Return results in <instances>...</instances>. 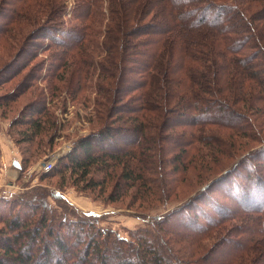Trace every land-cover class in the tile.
Returning a JSON list of instances; mask_svg holds the SVG:
<instances>
[{
    "label": "trees",
    "instance_id": "16d2710c",
    "mask_svg": "<svg viewBox=\"0 0 264 264\" xmlns=\"http://www.w3.org/2000/svg\"><path fill=\"white\" fill-rule=\"evenodd\" d=\"M134 4L0 0V45L20 42L0 72L17 76L14 57L39 38L36 47L49 52L24 88L49 62L46 76L67 73L72 99L89 90L95 97L83 102L92 99L94 116L107 111L98 130L79 136L41 176L67 174L101 191L112 183L110 201L130 194L162 205L167 173L176 186L188 172L200 182L127 238L59 195L50 205L39 188L2 197L0 264H264V0H167L175 18L159 19L158 35ZM42 105L20 119L27 142L43 128ZM243 168L252 174L241 176ZM214 190L223 199H212Z\"/></svg>",
    "mask_w": 264,
    "mask_h": 264
},
{
    "label": "rangeland",
    "instance_id": "374dc122",
    "mask_svg": "<svg viewBox=\"0 0 264 264\" xmlns=\"http://www.w3.org/2000/svg\"><path fill=\"white\" fill-rule=\"evenodd\" d=\"M71 1L66 0L68 6L71 4ZM129 1L135 3L133 8L139 9L140 13L146 9L144 21H154V34L158 35L160 33L157 26L159 19L165 20L169 16L172 19L175 18L174 13L171 14L166 11L167 0ZM184 5L192 6L190 2ZM101 38L102 35L100 36ZM38 39L31 38L28 40L24 48L25 53H22L20 56L17 54L14 57L15 59L11 64V68L19 66L20 73L17 76L9 78L6 77V72H0V101L1 99H3L1 102L6 101L4 95L15 93L13 96L15 100H12L8 105H0V198L22 193L30 188H39L46 193L47 201L50 205L56 206L57 202L54 195H59L78 213H86V215L95 218L99 227L110 228L122 237L127 238L129 237L128 233L130 231L137 227L147 225V222L154 216L162 214L167 209L178 205L179 201L185 198L188 195L187 193L194 189L200 180L196 178L195 172H188L186 180L179 183V186H176L170 173H167L168 188L165 197L169 202L162 205L157 202H150L147 199H142L144 200L142 202H132L130 201V194L121 196L118 200L110 201L105 197L112 183L105 188V191H101L98 187H95V189L86 188L77 178H69L67 174H64L63 177L61 173L57 174V172H54L41 176L43 172L41 167L47 160L55 162L57 158L69 151L73 142L79 136L86 135L90 131L95 132L98 130L107 111L101 109V113L99 114V116L101 115L100 118H98V115L94 116L95 108L92 99L87 100L85 103L83 102L85 94L95 97V94L89 90H82L83 92L77 98L72 99L71 95L73 93L70 90L71 85L68 83L67 73L64 72L65 74L62 78L55 77L52 79L53 76H46L49 73V62L44 64L43 70L35 79V84L32 83L33 86L30 89L24 88L25 85H31L29 84L31 83L30 77L33 73H37L34 70L27 75L31 67L38 62L39 58L47 57L49 52L48 50H41L44 46H41L40 49L36 47L35 44ZM15 43L13 47L17 48L20 42L15 41ZM10 48L9 44L3 45L0 48V64L2 62L4 63L10 57V53L14 49L10 50ZM40 52L42 54H39ZM33 54H36V57H33ZM24 60L25 62L22 64ZM135 63L132 62L130 64L134 67L133 64ZM127 73H129L128 75L134 76L131 72L127 71ZM53 83H55V88H51L50 84ZM28 103L30 104L27 105ZM42 103V106H45L47 112V115L42 118L44 120L41 128H43L36 134L32 141L27 142L23 140L21 135V133H25L22 132L26 129L25 119H20L24 115L30 114L32 106H41ZM177 125L180 124L177 123ZM174 130L177 131L179 128L176 127ZM209 130L211 128L206 127L205 131ZM237 142L238 140L236 144ZM238 143L239 145L237 144V146H239V149L241 145L244 146L241 144L244 143L242 139ZM93 150L96 151L97 146L94 145ZM22 157L26 159L24 163ZM221 158L223 160L227 159L224 156H221ZM260 158L261 156H259ZM262 159L264 160V158ZM14 161L22 162V170L14 164ZM246 171L249 174L253 172L250 169L245 170L243 168V170H240L241 176H244L243 174ZM97 174L98 172L92 171L86 178L89 175L97 176ZM210 195L215 200L218 198L223 199L218 190L212 191ZM233 201L227 199V203ZM197 205L205 211H210V207L204 199H199ZM214 233H217V231Z\"/></svg>",
    "mask_w": 264,
    "mask_h": 264
},
{
    "label": "built area",
    "instance_id": "2783aa9c",
    "mask_svg": "<svg viewBox=\"0 0 264 264\" xmlns=\"http://www.w3.org/2000/svg\"><path fill=\"white\" fill-rule=\"evenodd\" d=\"M53 163H54V161H52V160H47V161L44 163V165L41 167V169H42L43 171H47V170H49V169L52 167Z\"/></svg>",
    "mask_w": 264,
    "mask_h": 264
},
{
    "label": "water",
    "instance_id": "95a60500",
    "mask_svg": "<svg viewBox=\"0 0 264 264\" xmlns=\"http://www.w3.org/2000/svg\"><path fill=\"white\" fill-rule=\"evenodd\" d=\"M14 164L17 166V167H20V164L18 161H14Z\"/></svg>",
    "mask_w": 264,
    "mask_h": 264
}]
</instances>
